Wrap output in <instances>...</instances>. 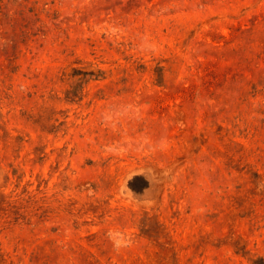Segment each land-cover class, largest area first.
<instances>
[{
    "label": "rangeland",
    "instance_id": "374dc122",
    "mask_svg": "<svg viewBox=\"0 0 264 264\" xmlns=\"http://www.w3.org/2000/svg\"><path fill=\"white\" fill-rule=\"evenodd\" d=\"M0 264H264V0H0Z\"/></svg>",
    "mask_w": 264,
    "mask_h": 264
}]
</instances>
